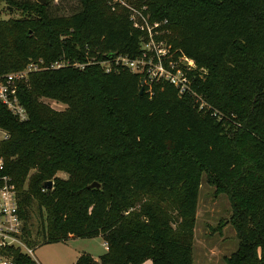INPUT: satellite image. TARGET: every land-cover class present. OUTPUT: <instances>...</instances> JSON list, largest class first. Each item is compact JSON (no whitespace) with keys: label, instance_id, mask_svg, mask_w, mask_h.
<instances>
[{"label":"trees","instance_id":"obj_1","mask_svg":"<svg viewBox=\"0 0 264 264\" xmlns=\"http://www.w3.org/2000/svg\"><path fill=\"white\" fill-rule=\"evenodd\" d=\"M4 1L21 17L0 20V77L36 67L18 85L26 120L0 103V158L25 243L99 236L106 252L74 264H193L204 175L232 209L239 245L225 264H264V0H130L150 23L166 22L156 40L173 61L194 62L187 77L206 110L165 81L139 95L144 75L105 72L107 60L141 55L147 36L126 9L79 0L73 14L54 16L50 0ZM13 262L35 264L18 251Z\"/></svg>","mask_w":264,"mask_h":264},{"label":"built area","instance_id":"obj_2","mask_svg":"<svg viewBox=\"0 0 264 264\" xmlns=\"http://www.w3.org/2000/svg\"><path fill=\"white\" fill-rule=\"evenodd\" d=\"M109 1L113 10L117 7L126 9L133 27L146 33L147 37L141 40V55L137 59L116 57L107 60L102 63L105 72L109 73L114 67L120 66L132 73L142 74L143 87L147 88L149 94L153 83L165 81L177 89L179 96L189 94L195 97L200 110L208 109L206 103L192 91L191 82L187 77V72L196 69L194 62L184 56H179L173 61L175 52H171L170 47L163 41L156 40L163 34L162 27L166 22L150 23L145 9L135 8L130 0ZM62 67L64 63L52 65L53 69ZM33 70H36V67L28 65L23 71L0 77V103L20 121L26 120V113L18 100V85L24 82ZM0 133L3 134L0 142L7 139L5 132L0 130ZM22 228L23 220L19 214L16 187L12 178L5 174L4 161L0 158V264H14L13 253L16 251L31 259L33 249L25 243Z\"/></svg>","mask_w":264,"mask_h":264},{"label":"rangeland","instance_id":"obj_3","mask_svg":"<svg viewBox=\"0 0 264 264\" xmlns=\"http://www.w3.org/2000/svg\"><path fill=\"white\" fill-rule=\"evenodd\" d=\"M21 1V0H14ZM50 11L54 16H69L79 8V0H50ZM21 13L11 9L4 0H0V20L19 19ZM169 34V30H163ZM162 34V35H163ZM206 73V72H204ZM42 102L56 111L65 110L66 106L52 100L43 99ZM3 134L0 133V139ZM58 177L66 179L62 173ZM232 209L228 198L224 194H215V189L207 184L203 175L200 182L196 222L193 235V264H225V259L236 252L239 239L231 224ZM39 219L36 208H33L31 231L33 239L41 242L35 235L38 230ZM31 260L35 264H73L76 257L88 254L96 260L105 253L104 242L101 237L73 238L65 242L40 243L34 247ZM143 264H151L148 260Z\"/></svg>","mask_w":264,"mask_h":264},{"label":"water","instance_id":"obj_4","mask_svg":"<svg viewBox=\"0 0 264 264\" xmlns=\"http://www.w3.org/2000/svg\"><path fill=\"white\" fill-rule=\"evenodd\" d=\"M36 3L45 6L48 3V0H34ZM143 93V82H141V88H140V92L139 95H142ZM52 186V182H47L45 187H47L48 189L51 188ZM89 188H98V185L96 183L92 184L89 186Z\"/></svg>","mask_w":264,"mask_h":264},{"label":"crops","instance_id":"obj_5","mask_svg":"<svg viewBox=\"0 0 264 264\" xmlns=\"http://www.w3.org/2000/svg\"><path fill=\"white\" fill-rule=\"evenodd\" d=\"M72 239H73V238H72ZM104 248H105L104 251L106 252V247L104 246ZM78 256H79V255H78ZM78 256L76 257V259L78 258ZM94 260H96V258H94ZM97 260H98V259H97ZM75 261H76V260H75ZM74 263H75V262H74ZM74 263H73V264H74Z\"/></svg>","mask_w":264,"mask_h":264}]
</instances>
